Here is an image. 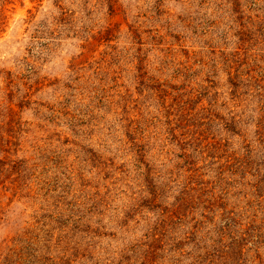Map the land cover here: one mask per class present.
<instances>
[{
	"label": "rangeland",
	"instance_id": "1",
	"mask_svg": "<svg viewBox=\"0 0 264 264\" xmlns=\"http://www.w3.org/2000/svg\"><path fill=\"white\" fill-rule=\"evenodd\" d=\"M0 264H264V0H0Z\"/></svg>",
	"mask_w": 264,
	"mask_h": 264
}]
</instances>
